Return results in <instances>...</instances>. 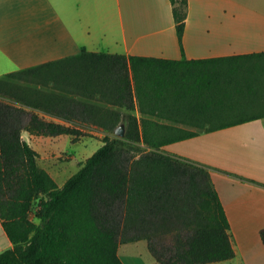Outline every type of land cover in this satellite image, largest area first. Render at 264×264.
Here are the masks:
<instances>
[{"label":"trees","instance_id":"trees-1","mask_svg":"<svg viewBox=\"0 0 264 264\" xmlns=\"http://www.w3.org/2000/svg\"><path fill=\"white\" fill-rule=\"evenodd\" d=\"M170 2L181 60L82 50L0 77V219L13 244L0 264H123L119 246L139 240L159 264L235 256L209 166L163 147L264 118V52L187 60V0ZM92 130L102 145L61 187L21 136Z\"/></svg>","mask_w":264,"mask_h":264},{"label":"crops","instance_id":"crops-1","mask_svg":"<svg viewBox=\"0 0 264 264\" xmlns=\"http://www.w3.org/2000/svg\"><path fill=\"white\" fill-rule=\"evenodd\" d=\"M172 9L170 0H0V77L82 50L181 60ZM186 13L182 48L187 60L264 52V0H187ZM21 136L44 168L43 153L53 157L54 139L60 136L26 131ZM39 141L46 149L36 147ZM163 150L210 168L235 252L232 259L212 264H264L259 235L264 228V118L200 133ZM130 245L147 251L140 241L120 245L123 264ZM12 247L0 219V253Z\"/></svg>","mask_w":264,"mask_h":264},{"label":"rangeland","instance_id":"rangeland-1","mask_svg":"<svg viewBox=\"0 0 264 264\" xmlns=\"http://www.w3.org/2000/svg\"><path fill=\"white\" fill-rule=\"evenodd\" d=\"M245 111L236 113V116L244 114ZM37 148L46 149L47 144L44 142H37ZM102 145V137L90 134V136L82 137L78 141H73L70 136H60L54 139L53 143V157H48L50 153H43L44 158L41 164L55 179L58 185H62L71 175H73L80 167V163L90 157ZM41 167V166H40ZM63 181V182H62ZM171 235H167L169 239ZM146 244L144 240H139ZM126 244V243H125ZM123 245V244H121ZM125 253L122 259L126 264H159L149 254L148 251L141 246H128L125 248ZM212 264V263H210Z\"/></svg>","mask_w":264,"mask_h":264},{"label":"water","instance_id":"water-1","mask_svg":"<svg viewBox=\"0 0 264 264\" xmlns=\"http://www.w3.org/2000/svg\"><path fill=\"white\" fill-rule=\"evenodd\" d=\"M124 126L123 125H120L118 126L116 129H115V135L116 136H119V137H123L124 136Z\"/></svg>","mask_w":264,"mask_h":264}]
</instances>
